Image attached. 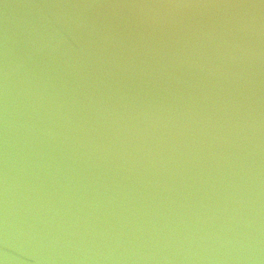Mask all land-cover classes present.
<instances>
[{
  "label": "water",
  "instance_id": "95a60500",
  "mask_svg": "<svg viewBox=\"0 0 264 264\" xmlns=\"http://www.w3.org/2000/svg\"><path fill=\"white\" fill-rule=\"evenodd\" d=\"M0 264H264V0H0Z\"/></svg>",
  "mask_w": 264,
  "mask_h": 264
}]
</instances>
